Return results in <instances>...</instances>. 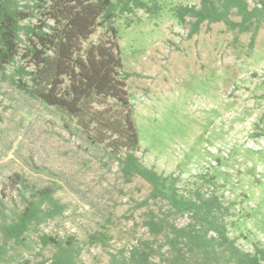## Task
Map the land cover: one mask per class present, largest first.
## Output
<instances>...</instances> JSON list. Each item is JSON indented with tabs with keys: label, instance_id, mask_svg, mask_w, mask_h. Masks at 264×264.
Masks as SVG:
<instances>
[{
	"label": "rangeland",
	"instance_id": "rangeland-1",
	"mask_svg": "<svg viewBox=\"0 0 264 264\" xmlns=\"http://www.w3.org/2000/svg\"><path fill=\"white\" fill-rule=\"evenodd\" d=\"M144 1L159 11L137 9L115 21L121 58L132 74L127 89L139 130L138 155L159 173L179 177L183 191L218 194L231 208L229 235L242 249L264 246V26L253 46L251 33L230 31L223 23H205L190 35L193 19L182 25L173 10L199 6L200 0ZM247 1L251 7L257 3ZM103 34L99 29L91 41ZM72 127L68 131L54 109L4 84L0 194L19 203V187L10 181L16 174L38 188L55 187L67 210L41 227L49 235L85 241L105 226L111 252L150 238L143 224L147 208L138 207L149 185L141 179L124 183L105 146ZM188 222L176 219L179 226ZM39 252L51 256L38 246L24 252V259H40ZM82 258L86 264L109 261L101 247L86 249ZM153 262L164 264L157 257Z\"/></svg>",
	"mask_w": 264,
	"mask_h": 264
},
{
	"label": "trees",
	"instance_id": "trees-1",
	"mask_svg": "<svg viewBox=\"0 0 264 264\" xmlns=\"http://www.w3.org/2000/svg\"><path fill=\"white\" fill-rule=\"evenodd\" d=\"M137 9L155 14L160 8L144 0H0V94L7 84L54 109L68 131L74 124L90 143L105 146L124 183L141 179L150 187L138 204L147 208L143 224L150 238L111 252L105 226L85 241L42 232L67 205L55 187L38 188L16 174L10 181L19 187V203L0 194V264H86L82 255L92 247L107 251L108 264H154L156 257L164 264H264L263 245L246 251L230 237L231 208L218 194L183 191L179 177L159 173L138 155L140 136L127 89L132 74L125 70L115 27L119 15ZM173 11L182 25L193 19L190 35L205 23H223L230 31L251 33V46L264 26V0L254 7L247 0H200L199 6ZM99 29L104 34L92 42ZM180 217H188V224H176ZM38 246L51 256L39 252L40 259H24V252Z\"/></svg>",
	"mask_w": 264,
	"mask_h": 264
}]
</instances>
